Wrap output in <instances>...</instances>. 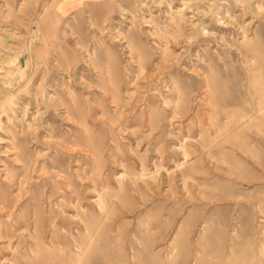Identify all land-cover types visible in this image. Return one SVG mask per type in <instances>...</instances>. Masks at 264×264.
<instances>
[{
  "label": "rangeland",
  "instance_id": "rangeland-1",
  "mask_svg": "<svg viewBox=\"0 0 264 264\" xmlns=\"http://www.w3.org/2000/svg\"><path fill=\"white\" fill-rule=\"evenodd\" d=\"M0 264H264V0H0Z\"/></svg>",
  "mask_w": 264,
  "mask_h": 264
},
{
  "label": "bare ground",
  "instance_id": "bare-ground-1",
  "mask_svg": "<svg viewBox=\"0 0 264 264\" xmlns=\"http://www.w3.org/2000/svg\"><path fill=\"white\" fill-rule=\"evenodd\" d=\"M166 48H167V47H166ZM20 72H21V71H20ZM22 72H23V71H22ZM22 72H21V73H22Z\"/></svg>",
  "mask_w": 264,
  "mask_h": 264
}]
</instances>
